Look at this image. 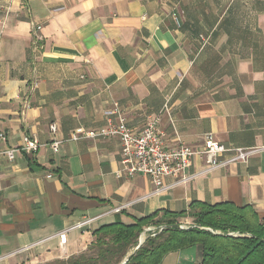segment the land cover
Returning <instances> with one entry per match:
<instances>
[{"label": "crops", "instance_id": "obj_1", "mask_svg": "<svg viewBox=\"0 0 264 264\" xmlns=\"http://www.w3.org/2000/svg\"><path fill=\"white\" fill-rule=\"evenodd\" d=\"M6 3L0 264L61 261L85 252L101 225L186 212L194 201L247 205L264 217V149L214 169L195 156L187 180L167 176L156 192L149 176L124 170L119 138L69 140L116 120L118 104L136 131L159 116L167 147L202 148L208 133L226 146L264 145V0ZM26 135L38 139L36 151L23 149ZM158 264H206L203 246L170 251Z\"/></svg>", "mask_w": 264, "mask_h": 264}, {"label": "trees", "instance_id": "obj_2", "mask_svg": "<svg viewBox=\"0 0 264 264\" xmlns=\"http://www.w3.org/2000/svg\"><path fill=\"white\" fill-rule=\"evenodd\" d=\"M156 212L131 224L121 220L93 230L94 240L88 249L60 263L120 264L137 246L138 239L150 225H165L153 235L149 232L142 245L125 264H158L170 251L194 244L203 246L206 264H264V217L252 207L229 202L208 205L194 201L188 211ZM193 223L181 228V217Z\"/></svg>", "mask_w": 264, "mask_h": 264}, {"label": "built area", "instance_id": "obj_3", "mask_svg": "<svg viewBox=\"0 0 264 264\" xmlns=\"http://www.w3.org/2000/svg\"><path fill=\"white\" fill-rule=\"evenodd\" d=\"M11 9L12 7L8 3L0 5V22H2L3 26L11 13ZM35 29L39 31L41 25H36ZM37 40L38 36L35 38L36 43ZM165 107L168 108V105L166 104ZM113 112L117 115L116 120L109 119L106 126L97 129L74 131L70 135L69 140L119 138L121 143V162L124 170L131 176L135 174L149 176L156 185V192L167 188L164 184V179L167 176H180L181 181L187 180L189 176L184 174L195 156L204 157L208 167L214 169L240 161L245 162L250 156L264 149V145L249 148L226 146L215 140L211 133L206 135L202 148H194L183 143L167 147L158 130L159 116L151 118L141 131H136L128 124L118 104H116ZM52 130H55V126H52ZM0 138L5 140L6 134L1 132ZM59 144V141L52 143L55 151H58ZM39 146L40 143L37 138L27 135L24 136L23 149L31 152L36 151ZM16 150L18 148L9 149L5 154L8 158L13 159ZM223 154H227V156L221 158ZM90 221V219H86L80 225L87 224ZM145 229L153 235H156L164 227L162 225H150ZM59 237L60 242L66 244L67 231L60 232Z\"/></svg>", "mask_w": 264, "mask_h": 264}, {"label": "water", "instance_id": "obj_4", "mask_svg": "<svg viewBox=\"0 0 264 264\" xmlns=\"http://www.w3.org/2000/svg\"><path fill=\"white\" fill-rule=\"evenodd\" d=\"M163 227H165V225H162ZM179 227H181V228H184V227H188V225L187 226H185V225H183V224H179L178 225ZM146 230V229H145ZM144 230V231H145ZM142 234V233H141ZM144 238H142V236L140 235V237H139V239H138V244H137V246L136 247H134L133 248V250H132V252H130L129 253V255L120 263V264H125L127 261H128V259H129V257L142 245V243L144 242Z\"/></svg>", "mask_w": 264, "mask_h": 264}, {"label": "rangeland", "instance_id": "obj_5", "mask_svg": "<svg viewBox=\"0 0 264 264\" xmlns=\"http://www.w3.org/2000/svg\"><path fill=\"white\" fill-rule=\"evenodd\" d=\"M188 220H189L188 222H181V223L183 225H189V224H191L193 222L192 218H190ZM151 226H158V225L154 224V225H151ZM148 234H149V232L147 230H145L144 232H142L141 236H142V238L145 239L148 236ZM132 250H133V248L130 250V252H132ZM64 260H67V259H64ZM51 264H66V263H60V261H55L54 263H51Z\"/></svg>", "mask_w": 264, "mask_h": 264}]
</instances>
